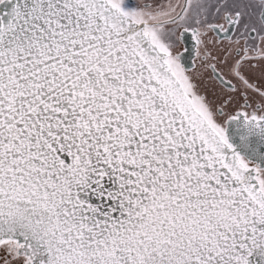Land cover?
I'll list each match as a JSON object with an SVG mask.
<instances>
[{
	"label": "snow or ice",
	"instance_id": "snow-or-ice-1",
	"mask_svg": "<svg viewBox=\"0 0 264 264\" xmlns=\"http://www.w3.org/2000/svg\"><path fill=\"white\" fill-rule=\"evenodd\" d=\"M0 264H264V0H0Z\"/></svg>",
	"mask_w": 264,
	"mask_h": 264
}]
</instances>
